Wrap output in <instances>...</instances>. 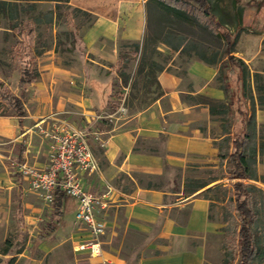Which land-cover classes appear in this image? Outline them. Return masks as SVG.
Listing matches in <instances>:
<instances>
[{"label": "crops", "instance_id": "obj_1", "mask_svg": "<svg viewBox=\"0 0 264 264\" xmlns=\"http://www.w3.org/2000/svg\"><path fill=\"white\" fill-rule=\"evenodd\" d=\"M16 1L21 7L36 3L37 11L21 12L17 29L3 26L0 32L28 31L30 34L32 31L28 35L29 42L38 38L40 27L49 26L54 31L52 40L57 43L60 8L87 14L88 19L78 24L85 61L78 67H66L56 64L52 50L41 57L36 55L39 77L25 85L33 100L32 108L24 102L26 116L22 121L15 115H0V211L11 206L16 193L25 197L28 192L39 200L13 163L27 161L34 166H46L49 142L43 131L65 123L75 129L91 127L99 133L98 138L90 140L98 170L85 175L83 184L108 203L105 209L98 211V217L107 227L98 237L101 252L96 256L90 249H80L92 238L88 228L76 221L78 202L75 199L65 197L58 208L61 214L56 213L54 204L49 207L42 203L44 208L36 210L49 209L52 216L44 231L35 236L32 248L24 251L28 264H102L104 261L112 264H220L225 254L224 234L221 224L211 216V200L200 195V189L186 192L185 185L187 180L195 179L189 168L220 161V149L223 151L226 145L224 139L228 134L224 133V122L215 120L209 106L202 102L205 97L219 103L229 102L218 79L221 65L195 59L186 65L184 74H179L177 66L166 67L157 77L162 96L120 127L106 128L94 119L96 102L101 97L95 88H90L89 81L105 88L112 69L97 61L116 66L119 41L144 40L148 0ZM241 5L245 12L238 45L247 47L244 38L249 37L252 39L250 47L255 49L241 51L236 56L251 65L257 57L264 56V0H243ZM45 6L51 7L47 11L49 22L36 23L34 17L39 16L40 8ZM2 19L15 24L8 18ZM16 36L21 43L26 42V38ZM1 43L15 46L6 40ZM254 73L264 74V70L250 73L256 94L255 110L248 99L245 107L250 112L249 119L256 122L259 145L264 108L259 105ZM77 114L83 117L77 119ZM235 116L230 125L232 138L239 123ZM228 145L232 154L233 139ZM171 169L181 172L179 184L173 189L169 180L165 182L163 178ZM155 180L165 183H155Z\"/></svg>", "mask_w": 264, "mask_h": 264}, {"label": "rangeland", "instance_id": "obj_2", "mask_svg": "<svg viewBox=\"0 0 264 264\" xmlns=\"http://www.w3.org/2000/svg\"><path fill=\"white\" fill-rule=\"evenodd\" d=\"M182 1L187 2V0ZM229 5L228 0L221 3L222 7L231 11L232 8ZM50 8L49 6L41 7L39 13L43 15ZM147 10V28L143 38L144 40L147 39V54L143 57L142 53L139 52L138 55L131 57V62L124 69L129 76L127 84L122 82L117 65L110 66L93 58L101 65L112 69L108 72V84L105 88L92 80L89 81L90 88H95L101 97L96 102L95 111L97 115L101 116L97 120L102 122L103 126L106 124V128L120 127L122 123L134 116L136 112L144 109L151 101L157 98L156 80L159 74V67L174 69L177 66L179 74H184L186 65L191 60H201L204 56L218 60L222 58L225 52V41L220 36L216 37L212 31L202 27L192 17H178L171 9L157 3L149 5ZM58 13H61L58 21L60 28L55 34V37H57V43L55 44L52 40L54 31L49 26L38 27L39 36L32 42L28 41V31H16V34L20 35L21 38H26L24 39L26 42L22 43L18 40L16 34L0 32V114H14L13 99L22 100L29 108H32V103L30 102L33 100L29 97L26 86L21 83V78L25 76V71H38L39 59L36 55L41 57L47 50H52L56 56V64L66 67H78L85 61L78 24L88 19V16L75 9L69 10L68 8H60ZM26 21L29 20L27 19ZM3 26L11 27L13 24L5 22L0 17V27ZM230 28L233 31V25H230ZM241 33L242 31L238 35V42L242 37ZM256 33L259 34L260 32ZM3 40L15 44V46H5L1 43ZM144 40L140 42L142 43L141 47H143ZM244 41L247 47L237 43L234 48V55H239L241 51L244 53L247 50L252 52L251 49H255L254 46L250 47L251 38L246 37ZM133 43V41H119V45H126L122 47V50L126 53L132 51L134 48ZM176 47H178L177 50L175 49ZM250 64V73L254 70H264V56L257 57ZM141 66L145 67V71L140 72ZM151 70L153 72H150ZM249 76L246 93H248V101L252 109L255 110L256 94L253 93ZM219 83L220 85L222 84L221 81ZM260 83H264V80ZM26 105L24 108H26ZM260 107L264 108V104L263 106L260 105ZM76 117L80 119L83 116L77 114ZM235 117L238 120L239 117L237 115ZM220 118L215 117V120H220ZM259 131L261 139L264 138V128L262 126ZM250 134L252 136L251 146L257 147L258 135L254 121L251 123ZM223 151L228 153L226 147ZM231 169L232 167L227 161L221 163L219 160L189 168L194 178L205 185L204 188L199 190V194L211 200V216L221 224L223 234L234 230L238 226L239 216L235 211V204L231 198L235 195L233 186L240 179L231 176ZM252 173L257 179L244 180V182L256 186L264 193V164L258 161L257 165L252 167ZM180 175V170L171 169L163 178H165V182L169 180V186L173 189L178 186ZM164 181L155 180V183H165ZM19 183H24L21 177ZM189 188H192V184L189 185ZM13 200L7 210L0 211V249L6 247V241L13 244L10 255L4 256L0 254V258L3 259L1 264H10L11 260H14L12 264H28L29 260L24 255L26 254L24 251L27 247H29V250L32 248L35 236H38L39 232L44 231L52 214L49 209L38 212L36 209L44 208V205L41 201L36 200L31 193L27 192L25 197H23L22 193H16ZM254 203L257 211V222L254 226V232L258 238L259 250L264 254V195L257 193L254 197ZM255 264H264V260L258 258Z\"/></svg>", "mask_w": 264, "mask_h": 264}, {"label": "trees", "instance_id": "obj_3", "mask_svg": "<svg viewBox=\"0 0 264 264\" xmlns=\"http://www.w3.org/2000/svg\"><path fill=\"white\" fill-rule=\"evenodd\" d=\"M62 1L69 2V0ZM225 1L227 0H187V2L182 0H148L147 7L153 3H157L158 5H164L168 9H171L178 17L190 16L202 27L212 31L216 37L220 36L225 41L226 47L222 58L218 60L206 56L201 58V61L207 64L218 65L220 63L221 65L218 79L222 83L221 86L223 90L228 94L229 102L227 104L222 102L219 103L206 97L202 98V102L209 106L213 117H221L220 120L224 122V133L228 134V137L224 139V142L226 143L224 147H226V150H228L229 141L233 139V153L229 154V151L228 153H223L221 148L219 159L221 163L226 160L232 167L231 176L240 179L233 186L235 195L231 198L235 204V211L239 216L238 226L234 230L224 233L225 254L220 261V264H255L258 258L264 260V254L259 250L258 238L254 232V226L257 222V211L254 197L257 193L263 195L264 193L256 186L245 183L244 180L257 179L252 173V167L257 165L258 161L264 164V138L261 139L257 147L251 146L250 141L252 136L250 134V127L254 119H249L250 112L247 110V107H245V100L248 99V93H246V91L248 88L250 68L241 58L234 55V48L238 43V35L243 31V18L245 12L244 7L241 5L243 0H228L230 4L229 6L232 8L231 11L221 6V3ZM31 11H37L36 3H32L27 7H21L16 0L0 1V17L14 21L15 24H13L12 29H17L21 12L30 13ZM34 21L36 23L49 22V13L45 12L43 15L42 13H39V16L34 17ZM230 25H233V31H231ZM31 34L32 31L29 35ZM132 45L134 48L129 53L122 50V47L126 45L120 44L118 46V73L122 78V82L126 84L128 83L129 76L124 69H126L131 62V57L133 55H138L139 52L142 53L143 57L147 54V39L144 40L143 47H141L142 43L140 42H134ZM175 49L177 50L178 47ZM164 69L165 67L163 66L159 67V73ZM143 71H145V67L141 66L140 72ZM150 72L153 71L151 70ZM38 77L39 71L37 70H35V72L25 71V76L21 78V83L24 85H30L36 81ZM253 78L255 82V91L258 93L259 104L263 106L264 83H260L264 80L263 74L254 73ZM156 84L158 92L157 98L154 100L160 98L163 94L159 81H157ZM13 100V115L19 117L20 121H22V118L26 116L24 102L18 99ZM235 113L239 117V123L235 126L234 138H231V118ZM0 115L5 116L6 114ZM254 123L256 125L255 121ZM262 128H264V125ZM122 177L120 180H122ZM190 184H192V188H189ZM204 187L205 185L200 180H187L185 191L194 192V190ZM65 197H67L66 194L61 191L56 192L54 206L56 207L57 214H61L58 208L62 205ZM48 227L52 228V225H49ZM5 244L6 247L0 249V254L7 256L10 255L13 244L8 241H6ZM13 261L14 260H11L10 264H12ZM2 262L3 259L0 258V264Z\"/></svg>", "mask_w": 264, "mask_h": 264}, {"label": "built area", "instance_id": "obj_4", "mask_svg": "<svg viewBox=\"0 0 264 264\" xmlns=\"http://www.w3.org/2000/svg\"><path fill=\"white\" fill-rule=\"evenodd\" d=\"M101 116L94 115V119ZM49 142V162L44 167L31 165L27 161L13 163L17 172L27 181L31 192L46 206L55 202L57 191L78 202L76 221L88 228L92 240L80 246L90 249L92 255L101 252L98 237L105 233V223L98 217V211L108 206L102 197L85 188V175L98 170V162L91 148V139L98 138V132L91 127L73 128L68 124L43 131ZM102 264H112L104 261Z\"/></svg>", "mask_w": 264, "mask_h": 264}]
</instances>
